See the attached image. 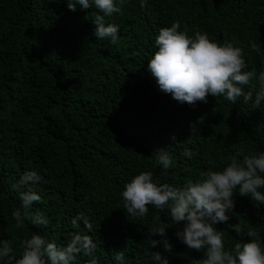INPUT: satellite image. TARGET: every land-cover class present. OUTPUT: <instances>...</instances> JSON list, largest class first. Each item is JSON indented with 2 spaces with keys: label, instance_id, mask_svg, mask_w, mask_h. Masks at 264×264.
<instances>
[{
  "label": "trees",
  "instance_id": "obj_1",
  "mask_svg": "<svg viewBox=\"0 0 264 264\" xmlns=\"http://www.w3.org/2000/svg\"><path fill=\"white\" fill-rule=\"evenodd\" d=\"M75 12L67 0H0V241L11 240L17 259L22 241L40 234L58 246L74 234L96 244L98 264H154L149 231L153 217L172 225L168 208L149 205L143 219L126 213L122 191L145 171L153 180L183 187L202 181L209 170H223L235 156L264 153V102L254 106L259 85L245 86L253 99L232 104L223 96L207 102L179 103L159 90L148 71L158 50L162 27L179 20V31L206 33L218 44L242 47L248 69L264 70V0H125L107 18L119 26L116 44L96 39L93 6ZM250 41L261 46L258 54ZM172 136L176 139L172 140ZM164 148L173 166L164 175L154 150ZM192 152L191 158L184 155ZM239 154V155H238ZM26 171L42 179L13 189ZM31 188L42 198L29 211L40 212L47 225L31 220L17 227L12 216L22 209L20 193ZM264 192V189H261ZM235 208L222 230L225 249L247 242L248 230L264 239V205L234 194ZM83 213L91 228L82 220ZM238 223L241 234L228 229ZM183 223L166 229L173 245L169 264H202L203 252L189 249L175 235ZM160 239V237H153ZM93 257L77 255L75 264ZM0 264H4L0 261ZM50 264V262H49Z\"/></svg>",
  "mask_w": 264,
  "mask_h": 264
},
{
  "label": "clouds",
  "instance_id": "obj_2",
  "mask_svg": "<svg viewBox=\"0 0 264 264\" xmlns=\"http://www.w3.org/2000/svg\"><path fill=\"white\" fill-rule=\"evenodd\" d=\"M125 0H67V7L75 12L88 10L95 6L101 14H96L92 22L95 25L96 39L109 40L116 44L119 26L107 22V18L122 10ZM146 0H141L144 7ZM181 22L174 21L170 27H162L155 39L158 50L148 62V71L155 78L159 90L170 94L179 103L195 105L207 102L209 95L223 96L232 104L243 97L244 103L253 99L251 91L245 92V86L259 85L255 92L254 106L260 107L264 102V70L259 73L255 68L248 69L242 47L234 46V42L225 41L218 44L204 33L196 32L194 38L188 35V29L179 31ZM250 50L261 52L260 44L250 41ZM172 140L176 137L172 136ZM155 164L160 166L164 175L173 166L171 155L164 149L154 150ZM184 155L191 158L192 152L185 150ZM239 155V154H238ZM220 171L209 170L202 181L189 180L183 187H175L168 183L153 180L150 171L135 175L126 183L122 191L126 213L134 219H143L149 212V205L163 211L168 208L172 225L159 224L160 216L153 217V227L149 231V244L152 249L162 245L163 251H150L146 255L154 264H169L168 255L173 245L167 238L166 229L183 223L182 229L175 233L176 237L189 249L204 253L202 264H264V239L258 231L248 230L247 242H236L232 249H225L222 230H217V223H227L234 212V194L238 189L240 196H248L256 206L264 205V153L243 155L238 160L235 156ZM42 177L36 171H26L13 189L29 183L35 184ZM22 209H14L12 216L17 227L31 220L36 225H47L48 220L42 213H31L29 209L34 202H42L39 194L29 188L20 193ZM82 220L91 228L90 222L83 213L72 220L74 227ZM228 229L241 234V226L228 224ZM160 237L154 239L153 237ZM96 244L88 235L74 234L64 246L48 241L40 234H33L22 241V251L17 259L11 240L0 241V261L4 264H75L77 255L83 253L92 256L90 264H98L93 256ZM115 260L123 264L124 252L115 254Z\"/></svg>",
  "mask_w": 264,
  "mask_h": 264
}]
</instances>
